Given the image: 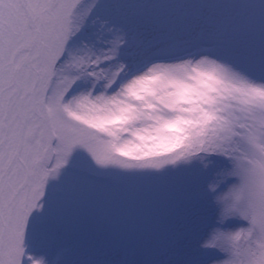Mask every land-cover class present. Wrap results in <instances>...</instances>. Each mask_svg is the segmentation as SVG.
<instances>
[{"label": "snow or ice", "instance_id": "6c2138e0", "mask_svg": "<svg viewBox=\"0 0 264 264\" xmlns=\"http://www.w3.org/2000/svg\"><path fill=\"white\" fill-rule=\"evenodd\" d=\"M0 264H264V0H0Z\"/></svg>", "mask_w": 264, "mask_h": 264}]
</instances>
